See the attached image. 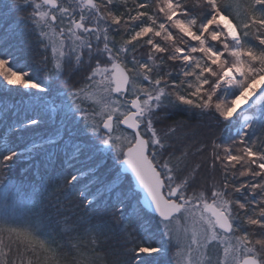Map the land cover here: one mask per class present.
Instances as JSON below:
<instances>
[{"label":"snow or ice","instance_id":"1","mask_svg":"<svg viewBox=\"0 0 264 264\" xmlns=\"http://www.w3.org/2000/svg\"><path fill=\"white\" fill-rule=\"evenodd\" d=\"M174 250L264 264V0H0V264Z\"/></svg>","mask_w":264,"mask_h":264},{"label":"trees","instance_id":"2","mask_svg":"<svg viewBox=\"0 0 264 264\" xmlns=\"http://www.w3.org/2000/svg\"><path fill=\"white\" fill-rule=\"evenodd\" d=\"M189 116H190V114H178L177 116H175L174 118L175 119H181V118H183V119H189ZM202 123L205 125V126H207V125H209L210 123H214V122H212L209 118H204L203 119V121H202ZM205 131L206 132H208V134H211V132L213 131V129H210V128H205ZM21 227H22V225H21ZM117 239L118 238H114L113 240H111V241H109V246L112 248V250L113 251H116V250H118V248H117ZM175 250L173 251V253H172V255L173 256H175ZM176 257V256H175Z\"/></svg>","mask_w":264,"mask_h":264},{"label":"rangeland","instance_id":"3","mask_svg":"<svg viewBox=\"0 0 264 264\" xmlns=\"http://www.w3.org/2000/svg\"><path fill=\"white\" fill-rule=\"evenodd\" d=\"M221 252H222V249H221ZM175 256H176V259L179 261V264H183V262H184V259H185V257H186V253L185 252H180L178 255H177V253H176V251H175Z\"/></svg>","mask_w":264,"mask_h":264}]
</instances>
